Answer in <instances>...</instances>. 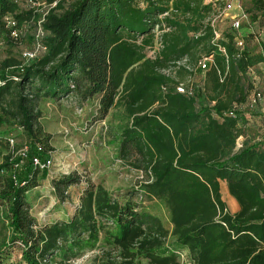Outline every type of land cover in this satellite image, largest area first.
I'll use <instances>...</instances> for the list:
<instances>
[{
	"label": "trees",
	"instance_id": "16d2710c",
	"mask_svg": "<svg viewBox=\"0 0 264 264\" xmlns=\"http://www.w3.org/2000/svg\"><path fill=\"white\" fill-rule=\"evenodd\" d=\"M25 1L0 0V39L17 40L6 16L17 25L36 22L33 10L21 9ZM43 1L55 2L41 24L46 51L28 64L0 62V114L45 148L38 138L41 98L95 97L102 115L121 107L127 123L118 154L142 178L125 200L88 182L68 218L38 225L26 194L38 188L39 170L31 166L11 181L19 145L0 133V202L10 229L0 241V264L15 243L25 264H69L95 249L100 264H180L170 236L189 264H264V141L246 138L243 118L259 101L252 69L264 62L248 46L252 34L226 31L215 40L214 3L204 0ZM253 4L264 16V0ZM204 57L211 61L202 70ZM177 79L191 94L176 91ZM6 95L10 103L3 105ZM80 181L75 172L61 174L51 189L63 202ZM221 181L238 205L234 213L221 198ZM140 192L167 209L170 230L140 208Z\"/></svg>",
	"mask_w": 264,
	"mask_h": 264
},
{
	"label": "rangeland",
	"instance_id": "374dc122",
	"mask_svg": "<svg viewBox=\"0 0 264 264\" xmlns=\"http://www.w3.org/2000/svg\"><path fill=\"white\" fill-rule=\"evenodd\" d=\"M212 2L215 9L213 16L215 29L221 33L232 31L237 37L252 34V38L247 42L248 46L254 52L264 54V16L255 7L253 0H213ZM227 3H231L230 8H227ZM21 9H25L24 4ZM42 9L46 10V8ZM233 21H239L237 29L232 28ZM20 27L21 35L17 40L10 42L0 40V62L6 58H15L23 64L29 63L21 58V53L34 48L36 22H24ZM177 84L184 86L183 82L178 79ZM255 88L259 95L258 98H261L264 93V81H259ZM10 99L11 96L6 95L2 104L4 105V102L9 104ZM252 99L254 96L251 97ZM249 106L252 107L253 114L249 113L252 117L255 116L250 119H255V121L252 122L254 127L251 125L246 127V138L251 141L261 139L264 141V130L262 129L264 123L260 118H257L260 114H258L259 103L256 98L255 101H251ZM38 108L40 111L38 127L41 131L38 138L45 145L44 152L41 154L42 157L51 158V165L46 171H38V188L29 190L26 194L30 212L38 225L68 218L78 202L82 189L87 186L88 182L94 185L101 184L113 198L125 200L132 197V192L138 189L142 173L128 165L118 154V137L127 123L123 108L113 107L107 114L102 115L98 111L97 98L81 100L73 94L62 98H41ZM247 117V115H243L244 119ZM0 133L12 138L14 143L19 146L31 144L33 147L36 144L34 142L32 144L31 137L15 120L1 114ZM242 140L243 138L238 139L237 144H241ZM5 153V147L0 145V164L4 161ZM30 167L27 160L22 161L19 158L7 177L11 181H14L13 176L16 180L22 179L24 172ZM71 172L78 174L81 181L68 188V198L62 202L52 191L51 181L58 175ZM1 188L2 181L0 179ZM220 193L226 209L230 213H234L233 198L229 195L223 181L220 182ZM141 194L140 192L135 197L140 208L159 217L163 226L170 230L168 211L163 204L157 200H143L140 197ZM6 222L5 207L0 202V241L10 234ZM166 243L177 249L180 264H189L186 251L175 247L172 236L167 239ZM9 252V258L3 264H25L21 260V249L17 243L9 246ZM97 253L96 249L87 251L82 257L69 264H100L93 260V256ZM55 261L52 264H57Z\"/></svg>",
	"mask_w": 264,
	"mask_h": 264
},
{
	"label": "built area",
	"instance_id": "2783aa9c",
	"mask_svg": "<svg viewBox=\"0 0 264 264\" xmlns=\"http://www.w3.org/2000/svg\"><path fill=\"white\" fill-rule=\"evenodd\" d=\"M213 0H204L205 3L212 2ZM55 2L52 4H46L43 0H26L24 2V8L25 10H33L34 13L37 14V20H36V34H35V44L34 48L31 50H25L21 53V58L25 61L31 62L36 60L43 52L46 51L45 45L42 43V38L45 35V32L43 31L41 24L44 20L45 15L47 14L48 9L53 6ZM26 6V7H25ZM227 8L231 7V3L226 4ZM46 8V10L43 11L42 8ZM5 24L9 28V37L13 39H18L21 35V27L20 25H17L14 19L11 18V16H6L5 19ZM233 29H237L239 27V21H233L231 23ZM155 32L156 29H155ZM215 34V40L220 37V32H218L216 29L213 30ZM1 40V39H0ZM1 42V41H0ZM237 45L241 46V41H237ZM160 43L157 41L155 45L147 49V55L148 56H153L154 52L159 48ZM185 58L182 60L178 61L177 64H184L185 63ZM211 61V57H204L198 62V66L202 69L205 70ZM18 78H16L17 80ZM176 91L179 93H186V94H191L190 88H185L181 84H177L175 87ZM7 141L8 144L13 147L16 145L14 143V140L10 137L7 136ZM33 150V151H31ZM44 152V148L39 145L35 144L33 147L30 146L29 144H22L20 145L17 150L16 154L17 156L22 160L25 161L27 160L29 164L33 167L38 169L39 171L46 170L50 165H51V158H43L41 153ZM14 181H17L16 178L13 176L12 177Z\"/></svg>",
	"mask_w": 264,
	"mask_h": 264
},
{
	"label": "crops",
	"instance_id": "0c3cea01",
	"mask_svg": "<svg viewBox=\"0 0 264 264\" xmlns=\"http://www.w3.org/2000/svg\"><path fill=\"white\" fill-rule=\"evenodd\" d=\"M252 77H253V79L255 81V85H257L259 83V81H264V62H260V63H258L257 65H255L253 67V69H252ZM258 103H259V106H257V108L259 109L258 114H261L262 113L263 116H264V93L262 94V97L259 98ZM249 112L250 113H253L252 107H251V109H250ZM244 115H247L248 116L246 118L248 120L247 123H246V127H248L249 125H251L252 127H254L253 123H254L255 119L254 120H251L250 118H255V116L254 117H251L248 113L247 114H244ZM257 118H260V120H262L260 115ZM263 120H264V117H263ZM256 129H258V128H256ZM262 129H264V125L263 124H262ZM26 171L24 173H26ZM43 171H46V170H43ZM232 202H233V205L232 206L234 207L235 211H237L238 210V205L236 206V204H237V203H235L236 201H234L232 199ZM72 213H73V210H72Z\"/></svg>",
	"mask_w": 264,
	"mask_h": 264
}]
</instances>
